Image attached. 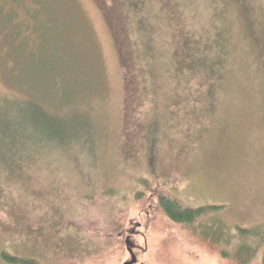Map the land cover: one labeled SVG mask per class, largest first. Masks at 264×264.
<instances>
[{
  "label": "rangeland",
  "instance_id": "rangeland-1",
  "mask_svg": "<svg viewBox=\"0 0 264 264\" xmlns=\"http://www.w3.org/2000/svg\"><path fill=\"white\" fill-rule=\"evenodd\" d=\"M33 1L60 14L44 3L38 17ZM141 15L159 51L151 70ZM34 16L59 20L61 36L37 41ZM27 50L49 53L29 84L16 60ZM26 97L92 131L78 133L86 147L28 144L0 160V264H14L3 252L36 264H239L241 248L261 262L264 0H0V104ZM159 187L184 207L221 209L190 232L157 208Z\"/></svg>",
  "mask_w": 264,
  "mask_h": 264
},
{
  "label": "trees",
  "instance_id": "trees-1",
  "mask_svg": "<svg viewBox=\"0 0 264 264\" xmlns=\"http://www.w3.org/2000/svg\"><path fill=\"white\" fill-rule=\"evenodd\" d=\"M14 2L18 4L22 1ZM33 3H37L39 6L35 8V11H31V13L34 12V15H38V17L39 15H42V12L40 11L41 8L38 9V7H40L41 4L44 5V3L50 7L51 12L52 8H55V13L58 15L60 14V5L58 3H54L51 1H33ZM6 15V19L10 23H12V20L14 18L13 11H10V13H7ZM135 20L137 21V29L140 33V41L143 49L142 51L144 52L143 56L147 62L149 70H151L152 64L155 62L157 57L156 54L157 52L159 53V51H156L155 54L156 47L154 44V34L149 29V24L147 23V26L145 25L143 15L136 17ZM28 21V26H31L34 35H37V41L42 44H47L49 42L47 41L49 37L59 38L61 36L60 31L62 29L59 27L57 29L58 23L60 22L57 19H39L34 16L32 21L29 19ZM12 26H14L13 30L10 28L9 32L13 36L15 35L13 31H15L17 35L16 38L18 39L19 35H21L23 32L21 30H17L16 24H13ZM31 36L33 37V35ZM26 40L27 39L19 40L23 42L22 46L27 43ZM39 54L40 59L36 60L34 57L38 55L37 52L31 53L28 52V50L26 52H19L16 55V60L18 62L23 61V63H25V65L27 66L25 69H27L31 73L32 69L35 70V67L32 66L35 60L40 64L41 61L45 60L47 56H49V53L39 52ZM18 72L19 71H14L15 75H12L13 78L16 77V81L12 79L13 82H15V85H20V81H18L17 79V77L20 78V76H17ZM30 73L28 75H25V82L27 84L34 83L36 81L38 82V76L35 75L34 72H32L31 74ZM6 102L7 103L0 104V135L2 133L9 134V137H6L5 139H3V141H0L1 143L8 142L7 146L0 143V160L10 157L12 159L19 158V156L21 155H19L17 151L19 150V148L24 147L28 144H30L29 146L33 145L34 147L39 148L50 146H52L53 148L55 146L57 148H63V151L67 150L65 148L72 147V145L76 144L81 145L80 147H86V144H81V141L78 137L79 131H82L83 129L88 132V136L91 135V125L84 116H81L79 118L77 115H73L69 119H65L59 115L53 114L46 108L44 103H42L41 101L39 102L37 99L32 97H26L24 99H10ZM5 110H8L13 114L10 116L4 114L3 116L2 112ZM16 149L18 150L16 151ZM157 191L158 193L156 192V194L154 195L157 201V208L177 225H180L187 229L188 227H190V232L193 233H195V231H193V228H195L196 230V228L199 229L200 227L199 225H197L198 223L196 224V220L198 218L202 217L207 212L218 211L221 209L220 206L216 205H206L197 208L184 207L177 197H175L165 189L159 187ZM146 196V192L143 191H140L137 194V198L140 202H145ZM240 231L247 232L245 230ZM200 235H202V237H211L212 233L209 231V229H203V232ZM248 252V249L241 248L234 255V259L239 264H252ZM224 255L229 254L224 253ZM2 256L5 261L14 264H36L33 260L31 261L23 259L21 257L9 254L8 252H3ZM258 264H264V250L262 253L261 262Z\"/></svg>",
  "mask_w": 264,
  "mask_h": 264
},
{
  "label": "flooded vegetation",
  "instance_id": "flooded-vegetation-1",
  "mask_svg": "<svg viewBox=\"0 0 264 264\" xmlns=\"http://www.w3.org/2000/svg\"><path fill=\"white\" fill-rule=\"evenodd\" d=\"M134 259L136 260V258H134V256H132V260H131V261H128V262H126V263H124V264H132V261H133Z\"/></svg>",
  "mask_w": 264,
  "mask_h": 264
},
{
  "label": "water",
  "instance_id": "water-1",
  "mask_svg": "<svg viewBox=\"0 0 264 264\" xmlns=\"http://www.w3.org/2000/svg\"><path fill=\"white\" fill-rule=\"evenodd\" d=\"M135 261V259L132 261V263Z\"/></svg>",
  "mask_w": 264,
  "mask_h": 264
}]
</instances>
